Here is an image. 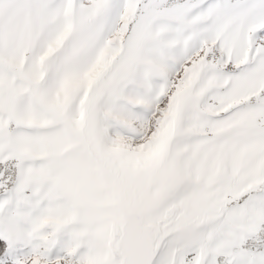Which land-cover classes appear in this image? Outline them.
<instances>
[{"label": "snow or ice", "instance_id": "snow-or-ice-1", "mask_svg": "<svg viewBox=\"0 0 264 264\" xmlns=\"http://www.w3.org/2000/svg\"><path fill=\"white\" fill-rule=\"evenodd\" d=\"M0 264H264V0H0Z\"/></svg>", "mask_w": 264, "mask_h": 264}]
</instances>
